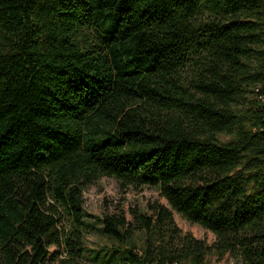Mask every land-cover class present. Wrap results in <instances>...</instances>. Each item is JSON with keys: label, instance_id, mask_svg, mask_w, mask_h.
<instances>
[{"label": "trees", "instance_id": "16d2710c", "mask_svg": "<svg viewBox=\"0 0 264 264\" xmlns=\"http://www.w3.org/2000/svg\"><path fill=\"white\" fill-rule=\"evenodd\" d=\"M102 177L172 211L107 216L90 250ZM227 255L264 264V0H0V264Z\"/></svg>", "mask_w": 264, "mask_h": 264}, {"label": "rangeland", "instance_id": "374dc122", "mask_svg": "<svg viewBox=\"0 0 264 264\" xmlns=\"http://www.w3.org/2000/svg\"><path fill=\"white\" fill-rule=\"evenodd\" d=\"M85 209L87 220L93 226L86 236V244L90 250H99L111 246V241L103 236L99 229L102 228L100 220L107 216L124 217L132 227H136L135 213L148 216L153 215V207L160 204L172 211L168 201L161 196L157 188L150 186H125L119 180L102 177L84 190ZM176 224L184 232H190L196 238L212 244L216 236L203 227L192 224L180 214L173 211ZM56 248H51V251ZM207 264H236L232 257L227 255L222 261H217L210 256Z\"/></svg>", "mask_w": 264, "mask_h": 264}]
</instances>
